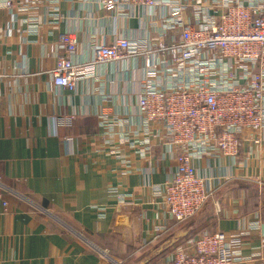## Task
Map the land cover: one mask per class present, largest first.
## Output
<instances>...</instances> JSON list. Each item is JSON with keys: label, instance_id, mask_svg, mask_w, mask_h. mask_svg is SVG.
Listing matches in <instances>:
<instances>
[{"label": "crops", "instance_id": "0c3cea01", "mask_svg": "<svg viewBox=\"0 0 264 264\" xmlns=\"http://www.w3.org/2000/svg\"><path fill=\"white\" fill-rule=\"evenodd\" d=\"M59 8L56 24L47 6L37 9L39 32L29 39L23 16L0 9V264H136L182 225L157 230L166 220L154 188L176 168L170 150L156 144L151 158L125 174L100 135L101 112L130 117L135 128L142 60L100 64L96 78L79 80L72 91L55 86L52 71L66 51L60 32L76 33V60L86 64L97 44L146 37L152 14L115 17L100 0H62ZM240 152L195 162L216 187L209 204L218 211L187 238L202 231L232 236L259 221L260 229L242 235L241 264H249L264 258V131Z\"/></svg>", "mask_w": 264, "mask_h": 264}, {"label": "built area", "instance_id": "2783aa9c", "mask_svg": "<svg viewBox=\"0 0 264 264\" xmlns=\"http://www.w3.org/2000/svg\"><path fill=\"white\" fill-rule=\"evenodd\" d=\"M61 1L0 0V9L23 16L29 39L39 32L37 9L47 6L56 24L62 19ZM100 3L105 12L126 19L141 18L139 12L148 10L149 33L97 44L93 60L81 64L77 35L64 30L59 40L66 51L57 57L52 80L72 91L79 80L96 78L100 64L141 58L135 128L130 117L106 112L98 115V125L108 153L125 174L138 170L139 160L151 158L156 144L170 150L176 168L162 187L154 188L166 220L157 230L166 231L169 222L188 221L215 198L216 187L199 174L195 162L219 155L235 159L245 140L264 131V0ZM255 229L260 222L254 220L246 232L232 236L202 231L175 246L164 264H241L242 235ZM248 261L264 264V258Z\"/></svg>", "mask_w": 264, "mask_h": 264}, {"label": "water", "instance_id": "95a60500", "mask_svg": "<svg viewBox=\"0 0 264 264\" xmlns=\"http://www.w3.org/2000/svg\"><path fill=\"white\" fill-rule=\"evenodd\" d=\"M213 205L205 204L204 207L198 212L196 216L182 224L180 228L173 233L169 234L167 237L159 241L158 245L156 244L151 250L146 253L141 260L136 261V264H147L150 261L158 258L174 245L178 244L185 238H187L191 233L197 230L199 227H202L205 224V221L209 217H213L215 212L218 211V204L215 205V208H212Z\"/></svg>", "mask_w": 264, "mask_h": 264}, {"label": "trees", "instance_id": "16d2710c", "mask_svg": "<svg viewBox=\"0 0 264 264\" xmlns=\"http://www.w3.org/2000/svg\"><path fill=\"white\" fill-rule=\"evenodd\" d=\"M210 233V232H209ZM162 235V234H161ZM161 235H158L157 238H159ZM168 252H165L164 254H162L161 256H159L154 263L151 264H162V259L166 256Z\"/></svg>", "mask_w": 264, "mask_h": 264}, {"label": "rangeland", "instance_id": "374dc122", "mask_svg": "<svg viewBox=\"0 0 264 264\" xmlns=\"http://www.w3.org/2000/svg\"><path fill=\"white\" fill-rule=\"evenodd\" d=\"M207 204H209V202H207ZM204 207V206H203ZM192 219V218H191ZM190 220V219H189ZM188 220V221H189ZM187 221H185V222H178L179 224H184V223H186ZM187 241V240H186ZM186 241H184L182 244H184ZM118 264H122V263H118Z\"/></svg>", "mask_w": 264, "mask_h": 264}]
</instances>
